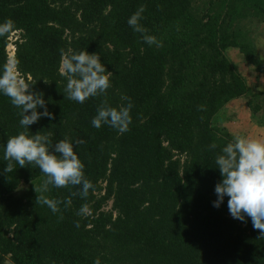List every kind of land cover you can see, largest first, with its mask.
Here are the masks:
<instances>
[{
	"label": "trees",
	"instance_id": "1",
	"mask_svg": "<svg viewBox=\"0 0 264 264\" xmlns=\"http://www.w3.org/2000/svg\"><path fill=\"white\" fill-rule=\"evenodd\" d=\"M140 6V23L160 47L127 24ZM6 19L15 27L0 36V68L18 33L13 58L53 113L28 134L47 133L53 144L82 140L74 150L94 187L86 198L72 195L79 186L49 185L41 194L39 168L12 162L13 172H0V264H264V237L250 219H233L227 198L211 204L220 180L215 157L235 139L216 125L219 111L245 98L264 126V91L254 93L226 55L236 49L264 76L248 41L264 19V0H0ZM84 49L112 72L111 86L77 103L66 97L59 65L63 54ZM122 94L133 105L129 130L92 127L101 102L115 107ZM19 119L0 95V169L3 145L24 131ZM40 195L61 201L60 210L53 214Z\"/></svg>",
	"mask_w": 264,
	"mask_h": 264
},
{
	"label": "clouds",
	"instance_id": "2",
	"mask_svg": "<svg viewBox=\"0 0 264 264\" xmlns=\"http://www.w3.org/2000/svg\"><path fill=\"white\" fill-rule=\"evenodd\" d=\"M144 7L140 6L128 19L127 24L134 33H139L143 42L149 46H161V42L140 23L143 19ZM15 27L14 21L6 19L0 22V36H4ZM59 74L66 79L64 92L69 100L84 103L89 98L106 95L111 86V71L106 70L100 57L85 49L79 52L69 51L62 55ZM45 84L48 80L43 79ZM36 80L25 78L19 69V60L11 59L0 68V95L9 99L11 105L19 109V126L24 131L10 136L3 145V160L7 163L0 172L14 171L13 163L19 167L34 165L39 168L46 179L39 191L41 194L49 191V185L54 188L79 186V195L86 198L93 189L92 182L85 176V165L79 159L75 146L82 140L61 139L53 144L50 135L39 132L28 134L29 127L42 118L52 119L43 92L34 91ZM122 103L113 107L102 101L91 119L94 128L107 125L123 134L129 130L131 123V98L121 95ZM39 109V110H38ZM215 149V144H210ZM216 169L220 180L214 185L215 199L211 201L214 208H219L227 198L229 215L242 223L250 219L254 230H259V236L264 237V139H249L236 137L227 143L215 157ZM35 191V192H36ZM37 201L47 206L55 214L61 201L50 199L44 195L36 197ZM71 201L65 200L67 205ZM247 218V219H246ZM78 226V225H77ZM94 264H100L97 259Z\"/></svg>",
	"mask_w": 264,
	"mask_h": 264
},
{
	"label": "rangeland",
	"instance_id": "3",
	"mask_svg": "<svg viewBox=\"0 0 264 264\" xmlns=\"http://www.w3.org/2000/svg\"><path fill=\"white\" fill-rule=\"evenodd\" d=\"M17 35L18 33H13L9 39L10 42L7 46L9 61L14 56L12 42L16 39ZM248 39L255 48L257 57L264 61V19H262L260 25L250 30ZM226 55L237 66L239 72L245 78L247 85L254 93L264 91V76L258 75L253 67L245 63L241 54L236 49H228ZM215 122L216 125L224 127L235 138L264 139V126L256 124L254 119H252L250 110L246 106L245 98L230 101L219 111L215 117ZM28 188L29 185L24 184L21 189L25 190Z\"/></svg>",
	"mask_w": 264,
	"mask_h": 264
},
{
	"label": "water",
	"instance_id": "4",
	"mask_svg": "<svg viewBox=\"0 0 264 264\" xmlns=\"http://www.w3.org/2000/svg\"><path fill=\"white\" fill-rule=\"evenodd\" d=\"M4 264H12L9 260H5Z\"/></svg>",
	"mask_w": 264,
	"mask_h": 264
}]
</instances>
